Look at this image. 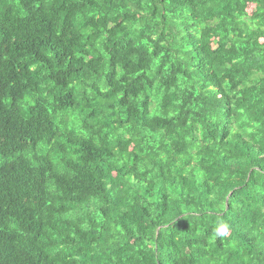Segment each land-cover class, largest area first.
Listing matches in <instances>:
<instances>
[{"label": "trees", "instance_id": "1", "mask_svg": "<svg viewBox=\"0 0 264 264\" xmlns=\"http://www.w3.org/2000/svg\"><path fill=\"white\" fill-rule=\"evenodd\" d=\"M0 264H264V0H0Z\"/></svg>", "mask_w": 264, "mask_h": 264}, {"label": "clouds", "instance_id": "2", "mask_svg": "<svg viewBox=\"0 0 264 264\" xmlns=\"http://www.w3.org/2000/svg\"><path fill=\"white\" fill-rule=\"evenodd\" d=\"M228 233V226L223 222H218L215 228V234L218 237L226 236Z\"/></svg>", "mask_w": 264, "mask_h": 264}]
</instances>
